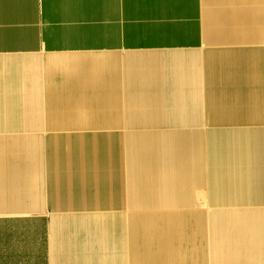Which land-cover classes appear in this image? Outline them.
Masks as SVG:
<instances>
[{
  "label": "crops",
  "instance_id": "0c3cea01",
  "mask_svg": "<svg viewBox=\"0 0 264 264\" xmlns=\"http://www.w3.org/2000/svg\"><path fill=\"white\" fill-rule=\"evenodd\" d=\"M34 58L46 63L32 77L0 75V111H9L0 116V264H112L103 118L135 117L124 132H153L150 141L186 147L191 162L201 144L252 142L255 134L264 141V0H0V62ZM119 83L134 95L131 109L38 110L71 95V104L107 97L114 106ZM119 123H107L106 133ZM247 164L231 181L259 196L262 187L264 196V169ZM235 198L212 205L227 213L210 240L221 233L258 253L264 209L243 207L264 197ZM171 204L156 209L183 208ZM139 259L160 261L145 252Z\"/></svg>",
  "mask_w": 264,
  "mask_h": 264
},
{
  "label": "rangeland",
  "instance_id": "374dc122",
  "mask_svg": "<svg viewBox=\"0 0 264 264\" xmlns=\"http://www.w3.org/2000/svg\"><path fill=\"white\" fill-rule=\"evenodd\" d=\"M45 63L46 60L35 58L1 61L0 75L24 73L32 77L33 67L43 66ZM2 69H7L9 72L3 73ZM117 88H119L118 101L114 106L109 102L105 104L107 97H102V104L99 105L71 104L68 101L77 100L71 95L67 99L43 100L44 104H52L38 110L43 111L44 114L85 111L96 116L100 115L98 112L102 109L103 111L131 109L132 102L129 99L134 95L126 92L121 83ZM211 99L227 103L230 98L226 95H217L212 96ZM254 100L257 101V97ZM8 112V110L0 111V116ZM128 112L132 114L133 111ZM103 121L112 264H139L141 262L139 257L143 252L160 260L155 259L152 264H204L206 261L213 264H237V259H242L240 263L245 264H253L254 260L258 264H264V246L255 253V248L252 250L251 245L243 241L237 244L244 249L242 255L240 253L228 255L225 249L237 245L230 244L221 233L210 240L212 232L210 227L220 222V219H216L219 218L218 215L227 213L226 209L212 205L220 203L223 199L235 197V199L264 197L262 187L258 189V192H261L259 196L257 191H254L255 193L249 191L248 184L243 186L231 181V174L236 168H239V171H246L249 166L247 161H251L257 174L263 173L264 141L260 139L259 134L254 135L252 142L201 144L199 158L195 157L191 162L187 159L186 147L174 142L171 149L159 146L156 140L150 141L154 136L153 132H124L122 128L124 121L132 122L129 126H136L133 123L137 121L135 117H119L115 120L103 118ZM116 121L120 123L116 124L115 128H111L110 125L109 130L112 131L106 133L108 128L106 124ZM253 128L259 129V127ZM207 130L211 131L209 129L203 131ZM216 137L217 135H213L212 139L205 137V143ZM199 186H204L205 192L196 193ZM186 201L209 204L210 207L201 205L199 208H186L183 207L188 203ZM166 204L183 208L156 209L166 207ZM243 208L263 210L264 205L253 207L248 205ZM217 211L222 212L216 213ZM173 218L179 219L170 225L169 222ZM130 229L135 236L134 245L130 244L132 238ZM245 232L246 230L242 233ZM212 247L219 248L222 252L211 255Z\"/></svg>",
  "mask_w": 264,
  "mask_h": 264
}]
</instances>
